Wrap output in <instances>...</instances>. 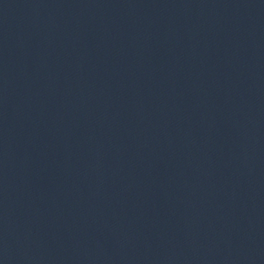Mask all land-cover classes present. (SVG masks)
<instances>
[{
    "label": "water",
    "instance_id": "95a60500",
    "mask_svg": "<svg viewBox=\"0 0 264 264\" xmlns=\"http://www.w3.org/2000/svg\"><path fill=\"white\" fill-rule=\"evenodd\" d=\"M0 264H264V0H0Z\"/></svg>",
    "mask_w": 264,
    "mask_h": 264
}]
</instances>
